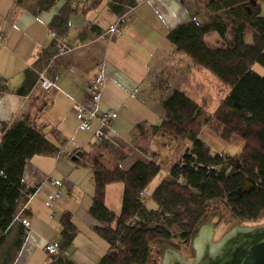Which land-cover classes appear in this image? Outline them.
Wrapping results in <instances>:
<instances>
[{"label": "trees", "instance_id": "16d2710c", "mask_svg": "<svg viewBox=\"0 0 264 264\" xmlns=\"http://www.w3.org/2000/svg\"><path fill=\"white\" fill-rule=\"evenodd\" d=\"M102 1L88 0L75 7L69 5L54 18L52 26L64 36L72 13H85ZM198 2L200 9L210 13V20L203 24L196 19L181 23L168 33V39L192 60L196 69L210 70L230 85L231 92L211 114L186 92L174 88L162 101L165 115L160 123L144 120L132 128L130 141L145 154L149 153L160 132L171 134L178 141L176 157L165 165L166 176L152 194L157 208H150L144 196L148 185L162 170L156 161L139 160L130 168H124L122 163L129 158V152L106 134L91 150L84 151L83 164L91 168L95 179L90 213L99 224L94 229L109 244L108 252L98 264H148L152 242L173 238V226L181 230L180 238L189 241L201 224L210 199H225L234 215L245 220H256L264 211V72L255 69L256 64L264 67L262 5L260 0ZM133 3L129 7L135 6ZM225 16L233 18L235 43L233 46H211L206 41L209 33L217 32L221 37H227L229 25ZM35 84L36 77L29 71L18 92L26 94ZM206 127L221 132L224 139L241 136L245 141L243 150L209 160L202 152L210 151L211 147L200 137ZM2 132L0 256L21 204L37 190V187L26 185L27 163L36 155L66 153L63 142L51 138L57 130L40 125L31 117L16 119L11 124L3 123ZM247 179L255 186L243 192ZM115 182L124 184L119 213L106 202L108 186ZM61 223L62 230L57 239L61 250L58 255H53V264H74L64 253L81 229L70 212L62 215ZM24 241L25 230L21 229L14 248L8 249L2 264L15 259Z\"/></svg>", "mask_w": 264, "mask_h": 264}, {"label": "crops", "instance_id": "0c3cea01", "mask_svg": "<svg viewBox=\"0 0 264 264\" xmlns=\"http://www.w3.org/2000/svg\"><path fill=\"white\" fill-rule=\"evenodd\" d=\"M202 1L206 4L209 0ZM132 2L135 6L129 7ZM260 3L264 12V0ZM47 5L50 7L45 8ZM69 5L77 6L71 0H0V31L4 33L0 41V139L3 123L11 124L26 117L35 119L40 125L54 127L57 130L56 135H51L54 140L72 137L67 145H63L65 154L36 155L27 163L26 185L37 187V190L21 204L8 233L0 264L8 249L14 248L21 229L25 230V241L13 264L19 262L22 254H25V263L36 254H48L46 245L59 239L64 213H72L81 230L83 225L94 230L99 224L90 213L95 193L93 172L83 164V155L78 160L73 159L79 152L84 153L85 141L100 126V121L95 118L89 128L90 134L79 136L81 129L76 106L94 110L87 91L92 78L100 72L106 76L98 110L116 113L105 133L129 152V158L122 166L127 169L139 160L150 162L153 159L149 153L132 145V128L144 120L158 123L143 111L154 106L161 108L163 99L174 88L182 90L181 84L189 83L188 78L197 70L187 55L171 45L168 33L191 19L202 24L210 20V13L200 9L198 0H103L85 13H72L68 32L62 36L52 22ZM122 19L127 25L123 35L113 39L103 36L113 23ZM50 31L57 33L58 40L50 35ZM211 34L206 36L207 43L223 46ZM59 41L67 45L65 53L60 52ZM29 71L35 75L36 84L30 92L20 93ZM42 76L54 85L44 88ZM163 89H166L165 94L156 96ZM137 93L143 94L137 98L142 104L134 102L130 105ZM70 153L73 156H69ZM54 180H59L61 186L53 185ZM113 188L116 187L108 186L106 202H109ZM121 188L118 186V190ZM58 189L60 197L53 207H47L49 195ZM81 214L85 215V222Z\"/></svg>", "mask_w": 264, "mask_h": 264}, {"label": "rangeland", "instance_id": "374dc122", "mask_svg": "<svg viewBox=\"0 0 264 264\" xmlns=\"http://www.w3.org/2000/svg\"><path fill=\"white\" fill-rule=\"evenodd\" d=\"M206 1L207 0H205V2ZM225 19L229 25L227 37L223 38L217 32H211L212 33L211 35H215L218 41H221L223 45L233 46L235 43L234 39H235L236 27L232 17L225 16ZM251 40L252 38L250 37L249 42H251ZM170 43L171 45H174L172 42ZM211 44H215V43L211 42ZM255 69L260 72H264V67L260 64H256ZM197 70L194 72L193 77L188 78L189 83L185 85L180 83L181 86H183L182 90L186 92L195 101H197L209 113L213 114L220 106V104L225 100V98L229 96L231 92V87L229 84L222 81L217 75H215L210 70L204 69V70H199V72ZM165 90L166 89L160 90L159 91L160 93H157L156 96H159L161 93H164ZM141 96H143V94L137 93L134 97H136L135 99H137ZM134 97L132 98V100H130L129 104L131 105L134 102H137L141 105L142 104L141 100L138 101L137 99L136 101ZM146 111L148 116L152 118L151 120H154L153 122L155 123L156 122L160 123L165 115V110L163 105L161 106V108H159L158 106H156L155 108L154 106L152 109L144 110L143 112L145 113ZM159 114L160 117H158ZM90 132H91L90 129L80 130L79 136L87 137L90 134ZM200 137L205 142H207L211 147L210 151L202 152V154L205 157H207L209 160L217 159L222 154H238L243 150L245 145V141L241 136L234 135L229 139H224L221 136V132L215 130L212 127H206L202 131ZM71 140L72 137L71 138L69 137L67 139L65 137L63 138L61 137V141L64 143V145H67ZM83 140L85 141L86 139ZM85 142H86L84 143L85 151L91 150L92 146L97 142V138L95 137V134L93 133V135H91V137L88 138V140ZM177 145H178V141L176 137L168 133L165 134L160 132L153 140L149 155L154 161H156L162 167V170L154 178V180L148 185L144 193L146 203L150 208H157L158 206L155 200L153 199L152 194L154 190L159 186L161 180H163L164 176L166 175L164 169L165 165L168 162L175 159L176 157L175 151ZM201 157L203 156L201 155ZM81 168L83 171H85L84 169H86L85 166H82ZM111 185H113V187L116 188H113V190H111L110 199L108 200L109 202H107V205L119 213L122 209V204L120 203L121 200H123L124 184L122 182H115L112 183ZM89 186H91L90 180H89ZM118 186L119 187L121 186L122 188L118 190ZM215 211L222 212L223 214L222 220L215 230L214 239H218V240L221 238L223 232L230 229L233 225L255 226L264 223V211L261 213L260 217L256 220L241 219L234 215L231 205H229V203L225 199L219 198L214 200L210 199L207 201L206 213L201 224L210 213ZM81 216L83 218V221L85 222L86 220L85 215L81 214ZM57 219H59V216L57 217ZM201 224L199 225V227L201 226ZM171 230L174 233V237L167 240L178 244L179 245L178 250L187 260H193L192 258L194 254L191 250V245L197 230L189 241L183 240L182 238L179 237L181 230L177 226H173ZM162 241L164 240L157 239L152 242V255L150 258V262L148 264H154V260L156 258V248ZM108 250H109L108 242L104 238H102L98 233H96L95 229L91 230L89 227L83 225V229L78 233L74 243L65 251L64 255H66L71 260H73L74 264H98L100 259L108 252ZM24 257L25 254H22L19 259V262L16 261L14 264H53L55 261V257L47 253L46 255L44 254L40 256L36 254L35 257L28 263L24 262L25 261ZM13 261L9 264H13Z\"/></svg>", "mask_w": 264, "mask_h": 264}, {"label": "water", "instance_id": "95a60500", "mask_svg": "<svg viewBox=\"0 0 264 264\" xmlns=\"http://www.w3.org/2000/svg\"><path fill=\"white\" fill-rule=\"evenodd\" d=\"M82 155L79 152L73 159L78 160ZM254 186L247 179L242 191H250ZM222 217V212L215 211L203 221L192 240L193 260L182 255L178 244L164 240L156 248L154 264H264V223L233 225L215 241V230Z\"/></svg>", "mask_w": 264, "mask_h": 264}, {"label": "built area", "instance_id": "2783aa9c", "mask_svg": "<svg viewBox=\"0 0 264 264\" xmlns=\"http://www.w3.org/2000/svg\"><path fill=\"white\" fill-rule=\"evenodd\" d=\"M75 4L79 3H85L88 0H71ZM180 2H184L185 0H178ZM126 22L124 19L119 20L118 22L113 23L103 34V36H106L109 39H113L116 37H120L123 35L125 27H126ZM50 35L58 40L57 33L55 31H50ZM4 36L3 31H0V41H2ZM59 46H60V52L65 53L68 50L67 45L59 41ZM42 86L46 89L51 88L54 85V82L48 79H45L42 76ZM106 82V76L104 73L100 72L96 74L90 84L88 85L87 91L88 95L91 99V101L94 104V110H88L83 106L77 105L76 106V114L77 118L79 121V128L81 130H87L91 127L92 120L97 118L100 121V126L99 128L95 131V137L97 138V141H99L106 133L105 129L108 127V125L111 124L112 120L116 117V113L114 111H99L98 110V104L102 98L103 94V87ZM53 185L55 186H61V182L59 180H54L52 181ZM61 191L58 189L57 191L51 193L46 200V206L47 207H53L54 204L56 203L57 199L60 197ZM32 196H30L31 198ZM23 222L26 225L28 224L27 220H23ZM61 250V244L60 241L58 240H53L46 245V251L48 252L49 255H58Z\"/></svg>", "mask_w": 264, "mask_h": 264}, {"label": "flooded vegetation", "instance_id": "af4514ba", "mask_svg": "<svg viewBox=\"0 0 264 264\" xmlns=\"http://www.w3.org/2000/svg\"><path fill=\"white\" fill-rule=\"evenodd\" d=\"M215 241H218V239H215ZM195 258V253H194V255H193V258L192 259H194Z\"/></svg>", "mask_w": 264, "mask_h": 264}]
</instances>
